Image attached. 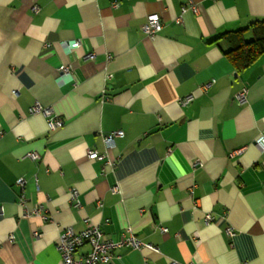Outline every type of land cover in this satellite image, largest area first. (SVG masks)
Returning <instances> with one entry per match:
<instances>
[{
    "label": "crops",
    "instance_id": "1",
    "mask_svg": "<svg viewBox=\"0 0 264 264\" xmlns=\"http://www.w3.org/2000/svg\"><path fill=\"white\" fill-rule=\"evenodd\" d=\"M262 20L264 0H0V264H61L86 220L157 249L109 264H264V53L225 54Z\"/></svg>",
    "mask_w": 264,
    "mask_h": 264
},
{
    "label": "built area",
    "instance_id": "2",
    "mask_svg": "<svg viewBox=\"0 0 264 264\" xmlns=\"http://www.w3.org/2000/svg\"><path fill=\"white\" fill-rule=\"evenodd\" d=\"M117 4H114L116 7ZM34 12L39 10L38 7L33 8ZM197 12V6L192 3L183 8V13L187 11ZM143 32L147 35V37L151 40L155 39L156 35L162 31L163 29V21L158 14H151L147 17L144 25ZM80 46L79 41H75L70 43L68 47L71 50L77 49ZM94 54H89L88 59H94ZM63 72H68V68L61 69ZM110 77V76H109ZM237 100L244 104L247 102V91L243 90L237 94ZM31 113H44L48 117L49 127L52 130H55L64 125V121L62 118L54 115L51 109H47L43 107L39 102H36L31 107ZM123 131H116L114 133L104 135V142L107 149H112L114 147V139L116 136H123ZM3 136V133L0 132V138ZM260 146L264 150V139H259ZM29 156L33 159L39 158L38 153H28ZM88 158L92 161H100L105 159V155L100 154L98 151L89 149L88 150ZM18 183L20 185H24L23 180H19ZM119 185L114 187V191H119ZM77 197V191H74L73 198ZM25 197H21L20 204L21 206L25 204ZM0 211H2V207H0ZM212 220L210 215L207 216V221ZM163 232H167L166 228H161ZM230 236H233L234 233L232 229L228 230ZM11 241L14 240V236H10ZM130 246L133 248H142L148 247L150 249L157 250L156 248L151 247L150 245H144L142 241H140L134 235L126 236L125 234H121L118 239L112 240L108 237V235L102 231L100 228L93 226L86 220V228L81 232H75L73 229H66L60 238V243L58 245L59 251L61 253V264H109L114 259V250L121 246ZM178 264V263H175Z\"/></svg>",
    "mask_w": 264,
    "mask_h": 264
},
{
    "label": "trees",
    "instance_id": "3",
    "mask_svg": "<svg viewBox=\"0 0 264 264\" xmlns=\"http://www.w3.org/2000/svg\"><path fill=\"white\" fill-rule=\"evenodd\" d=\"M255 30V39L245 41L241 32H236L238 41L225 51V54L235 63L238 70H243L249 66L256 58L264 53V20L257 21L252 27Z\"/></svg>",
    "mask_w": 264,
    "mask_h": 264
}]
</instances>
